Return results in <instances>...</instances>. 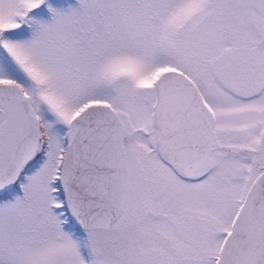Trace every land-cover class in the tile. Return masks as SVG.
<instances>
[{
    "label": "snow or ice",
    "instance_id": "1",
    "mask_svg": "<svg viewBox=\"0 0 264 264\" xmlns=\"http://www.w3.org/2000/svg\"><path fill=\"white\" fill-rule=\"evenodd\" d=\"M0 264H264V0H0Z\"/></svg>",
    "mask_w": 264,
    "mask_h": 264
}]
</instances>
